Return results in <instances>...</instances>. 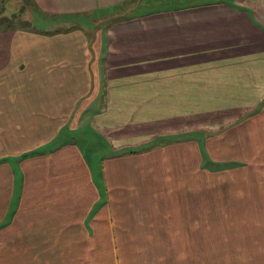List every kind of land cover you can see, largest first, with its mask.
I'll return each mask as SVG.
<instances>
[{
  "label": "crops",
  "instance_id": "obj_1",
  "mask_svg": "<svg viewBox=\"0 0 264 264\" xmlns=\"http://www.w3.org/2000/svg\"><path fill=\"white\" fill-rule=\"evenodd\" d=\"M25 1L40 29L0 27V264H264V0Z\"/></svg>",
  "mask_w": 264,
  "mask_h": 264
},
{
  "label": "rangeland",
  "instance_id": "obj_2",
  "mask_svg": "<svg viewBox=\"0 0 264 264\" xmlns=\"http://www.w3.org/2000/svg\"><path fill=\"white\" fill-rule=\"evenodd\" d=\"M139 5H140L139 0H133L127 3V7H126L127 12H125L124 14L126 15L129 14L128 11L130 10L135 11V13H139L141 12L140 10L144 11V10H149L151 8H154L153 6L149 5V7H146V9H138L140 7ZM35 16L36 14L32 13L30 7L28 6V3L25 0H0V27L2 28L26 26L32 29L34 28L40 29V27L38 26L39 19ZM93 18L95 20H93ZM71 20H74V19H71ZM71 20H70V23L72 24H70L69 26H73L74 23H76V22L74 23L71 22ZM77 20H78L79 25L83 26L87 30L88 33H91V34H88V36H91L93 32L103 30L104 28H106V26H108L111 23V20L101 19L100 17H98V15L92 18L88 17V18H82V19H77ZM40 25L47 28V25H42V24ZM60 27L61 26H57V28H60ZM84 154H86V156L89 158V156L90 155L92 156L93 153L90 151ZM11 162L13 161L11 160ZM16 174L18 176L19 172ZM5 212H6L5 207H2L0 213L4 214ZM11 213L12 211L10 212L8 211V213L4 217V220L2 221L3 223L11 222L12 220Z\"/></svg>",
  "mask_w": 264,
  "mask_h": 264
}]
</instances>
